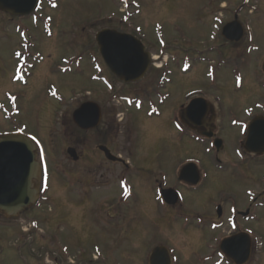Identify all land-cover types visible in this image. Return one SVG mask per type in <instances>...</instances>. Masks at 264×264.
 <instances>
[{
    "label": "rangeland",
    "instance_id": "374dc122",
    "mask_svg": "<svg viewBox=\"0 0 264 264\" xmlns=\"http://www.w3.org/2000/svg\"><path fill=\"white\" fill-rule=\"evenodd\" d=\"M243 1L45 0L34 18L31 15L22 20L0 11V139L18 134L32 141L37 147L39 166L33 181L38 202L19 215L0 212V264H96L93 261L98 247L99 264H147L150 252L158 246L172 249L176 264H196L197 257L208 256L205 248L196 258L193 256L195 244L204 233L184 227L186 222L177 221L174 228L167 227L174 216L157 204L154 193L143 192L139 186L137 200L125 203L124 209L136 208L145 223L156 220L155 224H163L160 229L137 226L135 233H148V238L130 236L125 246H115L116 240L106 241L99 232L91 231L93 174H114L119 194L116 177L125 170L102 158L97 149L102 141L93 134L97 129L80 131L73 123L74 111L88 102L99 104L105 115L102 128L106 129L108 119L122 127V132L116 133L119 140L114 149L116 154L127 157L122 145L126 143L123 130L128 126L118 122L127 114L128 106L117 94L108 98L112 91L106 87V80L98 79H107L113 93L123 90L122 83L109 74L95 46L96 36L107 28L144 40L154 57L170 58L175 53L180 58L185 55L194 65L184 74L172 68L169 61L173 75L161 92V118H148V105H143L145 110L141 112L132 107L136 130L131 138L139 140V151L132 161L142 173L152 169L154 174L164 176L177 174L187 161L198 163L202 174L208 176V184L184 203L196 225L201 223L197 219L205 220L218 203L227 209L236 205L241 211L252 203L263 204L253 211L258 221L250 227L257 237L254 249L264 264V183H255L257 178H264V159L247 162L248 168L254 170L252 181L246 175L244 159L235 156L240 146L235 143L234 133L241 136V127L228 126L222 134L229 143L223 154V168L213 155L192 142L182 144L184 149L172 151L168 147L161 158H149V151L142 150L155 145L165 133L171 140H181V133L167 121L171 112L195 93L204 92L210 98L220 87L229 118L244 114L245 120V113L264 112V0H251L253 13L246 9L240 18L247 29L243 46L235 49L221 37V27L234 20ZM224 5L228 6L225 10ZM164 45L167 48H162ZM201 61L204 63L198 65ZM75 145L82 154L79 161L67 152ZM250 194H254L255 201ZM242 228L247 226L243 224ZM211 238L203 239L204 243L210 244Z\"/></svg>",
    "mask_w": 264,
    "mask_h": 264
},
{
    "label": "flooded vegetation",
    "instance_id": "af4514ba",
    "mask_svg": "<svg viewBox=\"0 0 264 264\" xmlns=\"http://www.w3.org/2000/svg\"><path fill=\"white\" fill-rule=\"evenodd\" d=\"M43 2L45 3V0H42V6L40 7L39 11L43 8ZM245 8L246 6L244 9H239L237 11L240 18H242L244 12H246ZM250 12L251 11H249V13ZM34 15H32L33 18ZM120 32L123 33L124 31L120 30ZM244 40L245 38L240 43L229 45L233 46L235 49H239L244 45ZM221 45L225 46V44ZM95 46L97 48V44H95ZM169 61H172V68L181 70V68H179L181 63L187 62L188 58L185 57V55L180 58L174 53ZM156 63L157 61L151 63L147 75L141 81L128 85L122 83V91L113 93V85H108V88H112V90L108 89L112 91V95L108 96V98H112L115 94H119V98L123 100V102H125V104L128 106L127 114H123L122 118L118 122L120 124L125 123L126 126H128V128L125 127V130H123V133H126L123 140L126 142L125 144H127V146L125 144L122 145L125 146L124 153L127 157H124V155H121L120 153L116 154L114 149V144L119 140L117 139L118 135L116 136V133L120 134L122 132V130L120 131L122 127L118 124H114V122H109L110 120L108 119V124L105 125L106 129L102 128V126H104L103 122L105 120V115L102 110L101 125L99 128H97V131L93 133L94 135H97L102 141L100 145L97 146V149L99 150L102 158L107 163L120 165L125 171H123L121 174H118L116 177L118 184L120 185L119 191L121 189L119 194L117 191H115L114 174H93L94 177L92 180H95L94 182L92 181V190L94 191L92 193L93 202L91 205V218L89 216L91 221V231L99 232L100 235L106 239V241L116 240L115 246H125L127 245V242H129V239L131 238L130 236L136 237L139 240H146L148 238V233H135V227L137 226H141L143 228L149 227L150 229H160L163 224H155L156 220H150L145 223L144 219H140L138 217L136 208L124 209L125 203L128 204L130 201L137 200L136 192L139 191V188H137L139 186L143 192L154 193V199L157 201V204L164 207L168 213H171L172 216H174V218L176 217V219L173 218L172 223L170 222L168 225H166L167 227L174 228L177 221L186 222L187 225H184V227H189L188 229L194 228L196 231H202L204 233L201 238L198 239L199 242L196 244L194 243L196 249L194 248L195 251L193 252V256L196 258L198 252L204 248L206 250L205 252L208 253V256L206 258H203L202 256L197 257L196 264H235L228 257V255L221 250V244L224 240L234 238L246 231H248V233L251 235L250 238L253 242L252 238L255 232L250 227V224L257 222V217L254 215L253 211L258 207V205L256 203H252L245 211H241L236 205H232L227 209L223 203H218L213 208H211V211L209 212V215H206L205 220L202 221L199 217L197 220H199L201 223L196 225L193 221L194 219L191 218V216H193L192 212L188 214L184 203L188 198H190V195L196 197L204 190V188H206V185L208 184V176L201 173L199 185L192 186L181 180L179 172L171 176H164L154 174L151 172L152 169H148L150 171L142 173L131 159V157H133L139 151V148H137L139 140L136 138L135 140L131 138V135L134 133L133 129H135L134 114H136L132 107L135 106V108L141 112L142 110H145V105H148L149 107L147 109V117L158 119L161 118L162 107L164 105L161 92L162 89L164 90L166 88V86H164L162 83V77L164 73H171L173 75L172 71L169 70V63L165 65L162 61L161 66H157ZM109 74H111L110 71ZM111 77L115 79L112 74ZM218 91L219 92L216 91V96L210 94V98H207L204 95V92L192 94L187 98L185 103L179 107L178 110L171 112V117L167 122H169L168 124L172 126L173 130H175L177 133H181V140L175 139L173 136L172 137L174 140H171V138H168L169 135L165 133L158 137L159 139L155 145L146 146L145 148H142V150L149 151V158H161V155L165 153V150H167L168 147L172 148V151L174 148L177 150L179 147L184 149L186 146L182 144H189L192 142L200 147H203L205 149V153L208 152L209 155H213L219 164H223L222 160H225L223 158V154L226 152L227 145L229 144H227V140L222 135L224 134L226 127L229 126L228 128H231L232 123L235 121L239 124H245L248 128L254 120H257L260 117L264 118V112L252 113L249 118L244 117L245 120H242L244 114L239 117L237 116L235 118H229V116H226L225 108L222 105V91L220 90V87ZM195 100L204 101L203 104L206 106L205 109H202L201 116L196 119L199 122H195L187 114L189 105ZM245 134L246 135L241 137L240 134L234 133L236 136L234 139L235 143H238L240 147H243V152L235 156L239 159L244 157L246 162H249L250 159H252V162L256 160L260 161L261 158L264 159V155H251L245 151L244 146L248 133ZM214 143H220L222 145V150L220 152H217L212 148ZM100 147H105L111 152L113 156L120 158L123 162L114 163L109 161L105 153L99 149ZM74 149L77 151L81 159L82 154L79 151L77 145H75ZM188 162L190 161H187V163ZM244 167L246 171H248L246 175L251 176L253 181L254 177L251 174H254V170L252 168H248V164H244ZM253 168H255V166ZM258 182L263 184L264 178H257L255 183L257 184ZM80 184L82 188L83 181H80ZM164 190L178 192L180 195L179 201L174 205H168L164 203L161 197V192ZM82 203L83 199L81 200L80 207H82ZM81 217L87 219V216L85 217V215H82ZM86 221L88 222V219ZM244 223L245 226H247L246 229L242 228ZM208 237H212L211 242L210 244H205L203 239ZM110 247L112 250V244ZM97 250L101 252L99 247ZM106 256H108V254H106ZM260 261L261 260L257 256V251L254 249V245L251 244V257L247 264H261Z\"/></svg>",
    "mask_w": 264,
    "mask_h": 264
},
{
    "label": "water",
    "instance_id": "95a60500",
    "mask_svg": "<svg viewBox=\"0 0 264 264\" xmlns=\"http://www.w3.org/2000/svg\"><path fill=\"white\" fill-rule=\"evenodd\" d=\"M40 0H0V11L15 17H26L33 14ZM223 37L230 43H239L245 35L243 24L236 19L223 29ZM101 56L110 72L126 83L137 82L145 77L150 64L151 55L141 41L129 34L104 30L96 38ZM264 70V66H263ZM204 101L196 100L187 110L188 116L195 122L206 106ZM102 120L101 108L98 104H83L73 114V121L84 131L97 129ZM218 150L221 149L217 143ZM108 160L123 162L116 158L105 147H100ZM246 149L252 154H264V118L257 119L250 127ZM69 155L79 161L77 152L70 148ZM36 148L32 141L22 135H9L0 139V212L8 216L26 212L36 201L38 192L33 188V181L38 176ZM182 181L197 186L199 170L197 165L189 164L180 172ZM164 200L174 205L177 195L172 191H163ZM223 251L237 264H245L250 259V241L240 236L223 243ZM149 264H172L166 248H156L150 256Z\"/></svg>",
    "mask_w": 264,
    "mask_h": 264
},
{
    "label": "trees",
    "instance_id": "16d2710c",
    "mask_svg": "<svg viewBox=\"0 0 264 264\" xmlns=\"http://www.w3.org/2000/svg\"><path fill=\"white\" fill-rule=\"evenodd\" d=\"M241 61H243V59H240Z\"/></svg>",
    "mask_w": 264,
    "mask_h": 264
}]
</instances>
